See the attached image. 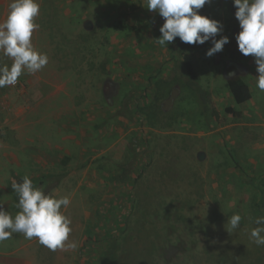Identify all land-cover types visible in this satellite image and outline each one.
Wrapping results in <instances>:
<instances>
[{
  "label": "rangeland",
  "instance_id": "rangeland-1",
  "mask_svg": "<svg viewBox=\"0 0 264 264\" xmlns=\"http://www.w3.org/2000/svg\"><path fill=\"white\" fill-rule=\"evenodd\" d=\"M11 2L0 0V22ZM38 3L31 42L48 63L0 87V206L20 211L12 184L27 176L70 198L61 211L71 233L55 251L13 233L0 264H264L250 239L264 216V91L255 58L238 50L233 0L199 10L223 25L216 39L229 38L211 57V40L156 43L164 19L146 0ZM11 64L0 51V66ZM233 76L249 86L243 104ZM234 213L242 219L229 230Z\"/></svg>",
  "mask_w": 264,
  "mask_h": 264
},
{
  "label": "clouds",
  "instance_id": "clouds-1",
  "mask_svg": "<svg viewBox=\"0 0 264 264\" xmlns=\"http://www.w3.org/2000/svg\"><path fill=\"white\" fill-rule=\"evenodd\" d=\"M209 3L211 0H146L147 9L156 11L164 19L159 29L162 35L155 39L156 43L167 46L177 37L187 44L211 40L206 56L222 51L229 43L227 36L216 39L223 25L199 11ZM233 5L240 28L235 35L238 50L244 56L255 58L256 87L264 91V0H233ZM8 9L6 19L0 22V51L12 59V64L0 66V87L15 85L25 70L35 73L48 63V56L36 50L31 42L33 31L39 27L35 23L40 10L38 0H12ZM12 189L18 195L20 211L13 217L0 206V241L9 239L13 233H22L29 240L37 238L53 251L65 248L71 221L61 209L70 204V198L45 194L27 176L22 183L13 182ZM241 219L238 213L229 217V230L237 229ZM253 222L256 227L252 228L250 239L257 246H264V216ZM67 247L75 249L77 245L68 243Z\"/></svg>",
  "mask_w": 264,
  "mask_h": 264
},
{
  "label": "trees",
  "instance_id": "trees-1",
  "mask_svg": "<svg viewBox=\"0 0 264 264\" xmlns=\"http://www.w3.org/2000/svg\"><path fill=\"white\" fill-rule=\"evenodd\" d=\"M176 46L180 49H187V48H196L199 47L201 44H187L180 41L179 37L175 38L174 40ZM183 70L186 71L187 78L186 82L190 86V88L195 89L196 88V81L198 80V75L196 73V70L193 67V64L185 60L180 63L179 65ZM228 86L230 88V91L232 95L234 96V99L237 103L243 104L250 98V90L248 84L240 77L234 76L229 78L228 80ZM226 110L228 112L234 113L233 109L228 107ZM17 183H22L23 180L21 178H17ZM14 197L16 202L18 203L19 198L16 192L14 191ZM110 251L108 254H106L103 258L106 262H113L116 260V254H115V246L112 245L110 248ZM6 260H15V259H6Z\"/></svg>",
  "mask_w": 264,
  "mask_h": 264
},
{
  "label": "crops",
  "instance_id": "crops-1",
  "mask_svg": "<svg viewBox=\"0 0 264 264\" xmlns=\"http://www.w3.org/2000/svg\"><path fill=\"white\" fill-rule=\"evenodd\" d=\"M6 259H9V258H7V257H5V258H1V261H2V260H6Z\"/></svg>",
  "mask_w": 264,
  "mask_h": 264
},
{
  "label": "flooded vegetation",
  "instance_id": "flooded-vegetation-1",
  "mask_svg": "<svg viewBox=\"0 0 264 264\" xmlns=\"http://www.w3.org/2000/svg\"><path fill=\"white\" fill-rule=\"evenodd\" d=\"M234 77V76H233Z\"/></svg>",
  "mask_w": 264,
  "mask_h": 264
}]
</instances>
